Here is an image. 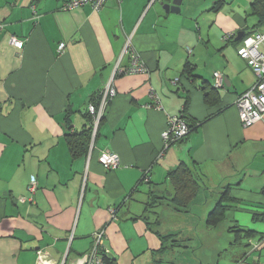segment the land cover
<instances>
[{
	"label": "crops",
	"instance_id": "0c3cea01",
	"mask_svg": "<svg viewBox=\"0 0 264 264\" xmlns=\"http://www.w3.org/2000/svg\"><path fill=\"white\" fill-rule=\"evenodd\" d=\"M71 1L0 0V264H40V255L77 264L103 229L118 264H264V118L242 126L236 101L256 76L237 36L224 40L264 32L254 0H183L179 13L164 9L174 0L109 1L99 11L67 10ZM127 38L146 73H124ZM214 73L224 87L210 106L202 82L214 86ZM110 83L93 148L74 156L69 135L93 126L89 107L99 110ZM182 115L196 127L165 150L162 133ZM104 151L118 156L117 169L102 166ZM183 162L202 189L178 212L168 173ZM221 200L224 219L209 225Z\"/></svg>",
	"mask_w": 264,
	"mask_h": 264
},
{
	"label": "built area",
	"instance_id": "2783aa9c",
	"mask_svg": "<svg viewBox=\"0 0 264 264\" xmlns=\"http://www.w3.org/2000/svg\"><path fill=\"white\" fill-rule=\"evenodd\" d=\"M109 1H121V0H72L66 5L67 10H74L87 5H90L95 11L101 10L107 2ZM156 0H151L153 3ZM4 28L3 23L0 20V30ZM236 37L234 33H228L224 36L225 41H231ZM10 43L13 47L18 50H22L25 46L24 41L12 36ZM66 47L65 43L60 44L59 51H64ZM129 52L131 54V67L124 71L125 74H144L148 70L146 69L144 63L141 60L140 55L135 51L132 46L130 38H127L125 45V53ZM238 54L242 60H244L253 73L256 76V83L254 86L240 95L236 101V106L239 112V118L241 124L245 128L252 127L253 125L259 123L264 118V32H255L252 35L243 37L238 49ZM217 88L224 87V77L221 73H215ZM177 83V80L173 82ZM115 96V90L112 84H108L102 93V100L99 110H96L94 106L89 107V113L93 116V133L90 149L93 148L99 124L103 117L104 109L106 108L109 100ZM150 97L156 108L162 109L158 96L152 89L150 91ZM189 127L185 120L180 117H171L168 122L167 129L162 133V139L164 142V149H168L171 145L181 141L189 134ZM100 163L106 170H115L120 165V160L117 155L104 151L100 158ZM146 180L147 177H144ZM37 190V181L32 178V182L29 187V191L34 194ZM22 202L26 199L22 198ZM115 212H113V215ZM106 236V231L103 229L95 234L94 244L91 250L82 255L77 264H104L102 252H106L104 249V239ZM51 264L49 261H44V256L40 255V264ZM62 264H66L64 261Z\"/></svg>",
	"mask_w": 264,
	"mask_h": 264
},
{
	"label": "trees",
	"instance_id": "16d2710c",
	"mask_svg": "<svg viewBox=\"0 0 264 264\" xmlns=\"http://www.w3.org/2000/svg\"><path fill=\"white\" fill-rule=\"evenodd\" d=\"M251 13L258 17L257 27L264 25V0H254L251 4ZM254 33L255 32L248 33L243 37H247V36L252 35ZM233 40H235V39H233ZM241 40H240V42H241ZM193 72H194L193 67H191L190 65H187V67L184 70V73L190 79H201V78L193 75ZM214 75H215V73H214ZM202 86H203L202 90L204 92L205 102L210 106L217 104L219 101L218 90L222 89V88H217L215 77H214V86H211L209 84V82L205 81V80L202 82ZM101 97H102V94L98 99L100 100ZM97 104H99V102ZM97 106H99V105H97ZM186 109H187V105H185L184 111H186ZM88 115H89L90 120L92 121V125H93V116L89 112H88ZM181 117L187 123V125L190 129V131H189V134H190L192 132V130L195 129L196 125L190 124L184 115H182ZM102 120H103V117L101 119V122H102ZM101 122H100V124H101ZM100 124H99V126H100ZM92 131H93V126L91 128H89L88 130H86L81 135L80 134L69 135V137L71 138V140L69 141L70 150L74 156L80 154L81 152H85V153L89 152L91 140H92V133H93ZM189 134L187 136H189ZM97 137H98V132H97L96 138ZM96 138H95V140H96ZM144 179L145 178H143V181H145ZM168 179H169V181L173 187V190H174V194H173V197L171 199L173 205L175 206V208L178 212H187L188 210H190L191 206L194 205V203L197 200V197H198V195L202 189V186L198 181L197 175L194 173V171L186 163L183 162V163H180L174 170H172L168 173ZM226 195H227V192L223 193V196L221 198L223 201H224ZM222 200L217 204L215 209L209 214L208 220H207L209 225L216 226L218 223L223 221V219H224V206L222 205V203H223ZM154 207L155 206L152 205V208H154ZM249 233L247 232V235L253 236V234L251 232H249ZM102 255H103L104 264H118L117 260L115 258L111 257L108 253L102 252Z\"/></svg>",
	"mask_w": 264,
	"mask_h": 264
},
{
	"label": "water",
	"instance_id": "95a60500",
	"mask_svg": "<svg viewBox=\"0 0 264 264\" xmlns=\"http://www.w3.org/2000/svg\"><path fill=\"white\" fill-rule=\"evenodd\" d=\"M183 4V0H174L172 3V6L166 5L164 9L166 10L167 13L172 12V13H179L181 11V6ZM243 33H239L237 35V39L241 40L243 38ZM113 257L112 255H110Z\"/></svg>",
	"mask_w": 264,
	"mask_h": 264
},
{
	"label": "rangeland",
	"instance_id": "374dc122",
	"mask_svg": "<svg viewBox=\"0 0 264 264\" xmlns=\"http://www.w3.org/2000/svg\"><path fill=\"white\" fill-rule=\"evenodd\" d=\"M210 196H212V194H210ZM213 196H216V198H217V196H218V194L216 193V194H214ZM220 199V198H219ZM210 201H213V197L210 199V197H209V202ZM122 264H126L125 262H122Z\"/></svg>",
	"mask_w": 264,
	"mask_h": 264
}]
</instances>
